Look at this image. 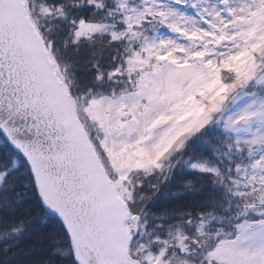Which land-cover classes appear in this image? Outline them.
<instances>
[{
    "label": "snow or ice",
    "instance_id": "6c2138e0",
    "mask_svg": "<svg viewBox=\"0 0 264 264\" xmlns=\"http://www.w3.org/2000/svg\"><path fill=\"white\" fill-rule=\"evenodd\" d=\"M0 264H264V0H0Z\"/></svg>",
    "mask_w": 264,
    "mask_h": 264
},
{
    "label": "trees",
    "instance_id": "16d2710c",
    "mask_svg": "<svg viewBox=\"0 0 264 264\" xmlns=\"http://www.w3.org/2000/svg\"><path fill=\"white\" fill-rule=\"evenodd\" d=\"M175 187H179V185L174 186L172 190H175ZM168 197L171 198V190L168 193Z\"/></svg>",
    "mask_w": 264,
    "mask_h": 264
}]
</instances>
